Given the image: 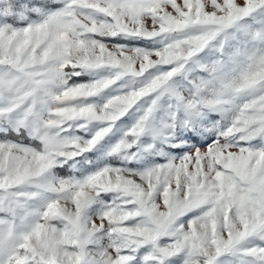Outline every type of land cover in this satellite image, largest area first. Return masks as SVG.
Wrapping results in <instances>:
<instances>
[{
    "label": "snow or ice",
    "instance_id": "snow-or-ice-1",
    "mask_svg": "<svg viewBox=\"0 0 264 264\" xmlns=\"http://www.w3.org/2000/svg\"><path fill=\"white\" fill-rule=\"evenodd\" d=\"M0 264H264V0H0Z\"/></svg>",
    "mask_w": 264,
    "mask_h": 264
}]
</instances>
